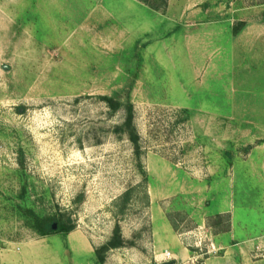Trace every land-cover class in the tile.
Returning a JSON list of instances; mask_svg holds the SVG:
<instances>
[{"label":"rangeland","instance_id":"1","mask_svg":"<svg viewBox=\"0 0 264 264\" xmlns=\"http://www.w3.org/2000/svg\"><path fill=\"white\" fill-rule=\"evenodd\" d=\"M162 1L0 0V264H96L115 225L102 264H264V50L194 30L264 0Z\"/></svg>","mask_w":264,"mask_h":264},{"label":"crops","instance_id":"2","mask_svg":"<svg viewBox=\"0 0 264 264\" xmlns=\"http://www.w3.org/2000/svg\"><path fill=\"white\" fill-rule=\"evenodd\" d=\"M207 1V0H202ZM209 1V0H208ZM211 1V0H210ZM209 21L200 22L194 28L197 39L201 42L209 41V47L217 51V47L226 52V57L233 58L243 50H264V22L245 23V19L238 18L240 26L230 23L221 26L213 10H210ZM255 56L257 54H254ZM175 256L188 258L190 254L187 250H179ZM174 256V257H175Z\"/></svg>","mask_w":264,"mask_h":264},{"label":"trees","instance_id":"3","mask_svg":"<svg viewBox=\"0 0 264 264\" xmlns=\"http://www.w3.org/2000/svg\"><path fill=\"white\" fill-rule=\"evenodd\" d=\"M141 2L151 5V0H140ZM163 5H165L166 0L162 1ZM101 100H103L108 108L111 111H117L118 109L124 110V120L119 125L116 126V131H121L125 133L129 139V141L134 145L135 149L138 151V140L139 136L136 132L134 127V116H133V105L131 102H120L119 100L108 97V96H101ZM127 194H125V199ZM56 225L53 228V225ZM33 228L40 236H46L54 233H61L63 235H67L74 229V225L69 221H65L62 216L57 215H46V216H37L34 220ZM127 244L121 236L120 228L118 225L112 230L111 236L108 241L103 244L100 248L95 251L96 256V264H102L104 262V255L110 249H116L123 247Z\"/></svg>","mask_w":264,"mask_h":264},{"label":"water","instance_id":"4","mask_svg":"<svg viewBox=\"0 0 264 264\" xmlns=\"http://www.w3.org/2000/svg\"><path fill=\"white\" fill-rule=\"evenodd\" d=\"M55 227H56V225L54 224V225H53V228H55Z\"/></svg>","mask_w":264,"mask_h":264},{"label":"built area","instance_id":"5","mask_svg":"<svg viewBox=\"0 0 264 264\" xmlns=\"http://www.w3.org/2000/svg\"><path fill=\"white\" fill-rule=\"evenodd\" d=\"M166 255H169V253H166Z\"/></svg>","mask_w":264,"mask_h":264}]
</instances>
